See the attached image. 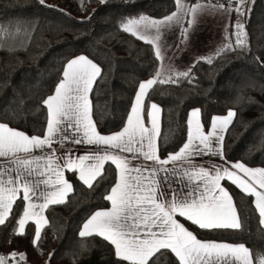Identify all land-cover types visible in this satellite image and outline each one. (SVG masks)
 <instances>
[{
	"label": "trees",
	"instance_id": "trees-1",
	"mask_svg": "<svg viewBox=\"0 0 264 264\" xmlns=\"http://www.w3.org/2000/svg\"><path fill=\"white\" fill-rule=\"evenodd\" d=\"M196 1V0H192ZM217 1V0H216ZM0 0V122L33 136H43L47 111L42 99L54 93L62 78V68L75 56L86 55L102 68L92 91V114L100 134L108 135L124 128L139 83L156 79L161 59L147 40L123 28L126 19L141 15L162 18L176 9L175 0ZM244 24L248 48H235L236 31L229 25L228 39L233 50L214 56L212 63L197 60L189 77L162 80L151 87L146 106L157 103L162 109L159 155L165 158L187 142V120L192 109H201L205 130L211 118L226 115L229 109L237 116L224 139L228 161H240L264 168V0L246 4ZM21 21L23 23H16ZM226 37V36H225ZM216 52H214L211 56ZM208 58V57H205ZM194 65V66H193ZM191 80V82H189ZM107 177L95 190H88L75 173L68 176L73 190L66 203L51 205L46 214L48 224L43 240L34 248L31 240L34 226L26 235L12 234L13 220L0 226V255L23 252L28 259L18 264H34L43 260L50 264H112V246L98 237H80L79 231L95 211L109 208L103 196L113 186L117 172L105 164ZM225 186L232 194L241 215L242 231L207 232L177 218L202 240L244 243L257 254H264V226L259 223L254 198L241 192L229 181ZM13 210L18 215L21 209ZM11 219V216H9ZM149 264H178L170 250H162ZM51 259L49 260V255ZM19 256V254H18ZM129 264V262H124Z\"/></svg>",
	"mask_w": 264,
	"mask_h": 264
},
{
	"label": "snow or ice",
	"instance_id": "snow-or-ice-1",
	"mask_svg": "<svg viewBox=\"0 0 264 264\" xmlns=\"http://www.w3.org/2000/svg\"><path fill=\"white\" fill-rule=\"evenodd\" d=\"M99 2L106 3L107 0ZM175 2L183 12L190 13L193 17L203 9V5L199 4L186 7L184 0ZM250 2L251 0H238L235 11L241 18L251 10L243 7ZM38 3L51 7L45 0H38ZM232 3H237V0H232ZM208 7L215 10L214 5ZM220 7L223 8L224 5L221 4ZM174 19L176 23H181L176 12L163 20L149 21L141 15L139 18L126 19L123 28L134 36L137 32H151L153 29L158 32L160 28L170 26ZM191 23L189 20L188 24ZM2 24L3 22H0V27ZM234 27L236 31L232 35L236 41L235 48L246 51L248 45L244 24L238 20ZM187 38L188 28H182V41ZM225 39H228L227 35ZM147 42L152 43L151 40ZM165 47L162 44L157 47V59H163L162 49ZM230 50H233L231 42L218 49L213 57H202L201 60L211 64L214 56ZM190 72L191 69L178 75L189 77ZM101 77L102 68L85 55L75 56L65 63L62 78L54 88V94L41 102L47 111L46 132L43 138L36 135L30 137L23 131L10 127L9 123L0 122V158H12L13 163L18 166L15 169L0 170V226L7 227L14 220L12 234L24 236L26 224L35 218L31 243L34 248H38L43 240L42 230L47 223L43 216L44 210L48 209L49 205L65 204L68 193L73 189V185L63 178L62 172L78 171L77 179L88 190H95L97 185L106 180L105 163L110 162L115 166L117 176L103 199L110 202L111 206L91 214L83 223L79 236H95L111 245L112 256L115 258L112 264H149L150 259L157 253L164 255L162 250H170L177 258L178 264H264V254L255 253L244 243L202 241L177 219V216L184 218L199 230L207 232L242 231V218L233 202V196L221 185V181L227 180L242 193L256 198L254 207L258 210L259 223L264 225V168H250L241 162H229L228 166L222 169L214 167V174H211L209 170L201 167L188 178L191 180L193 175L198 177L201 182L198 188L202 190L193 189L183 193H177L175 190L166 192L160 186V181L155 179L157 172L166 171L165 166L170 162L185 161L191 165V157L207 152H215L217 157L223 158L225 137L222 133L233 124L237 113L229 109L223 117H212L210 128L205 132L200 118L201 109H192L187 120V142L175 154H169L167 158L162 159L157 155L156 148V113L160 109L155 103L151 104L147 113L151 130L141 122L144 98L148 95L147 90L157 83V79L139 83L130 114L126 118L127 126L115 134L102 135L93 122L89 102V93ZM160 83L164 81L161 80ZM73 128L75 131L69 136L65 129L71 131ZM213 140L215 149L212 147ZM64 141H70L73 145L107 146L115 151L80 155L78 163L69 157L53 167L52 155L56 152L54 142L63 148ZM45 148L52 150V155L47 158L36 156L28 159L19 155L25 154L26 157L34 150ZM122 152L140 153L144 159L154 162L159 168L146 169L144 171L148 172V175H142L141 169L130 166L128 158L121 155ZM42 159L46 162L41 166L38 161ZM33 164L36 166L33 167ZM20 168L24 170L23 173L19 171ZM13 172L16 173L15 176L12 175ZM46 174L47 179H40L35 183L30 179L33 175L42 177ZM5 175L8 176L6 181ZM52 175L55 176V182L50 184ZM5 183L12 186L5 187ZM40 185L50 186L53 190H38ZM20 192L22 196L20 203L16 204V209L20 210L21 205L23 207L22 214L18 215L13 210V205ZM40 200L43 202L36 203ZM22 257L24 254L18 256L16 252L11 253L10 257L0 255V264H10L11 260Z\"/></svg>",
	"mask_w": 264,
	"mask_h": 264
},
{
	"label": "crops",
	"instance_id": "crops-1",
	"mask_svg": "<svg viewBox=\"0 0 264 264\" xmlns=\"http://www.w3.org/2000/svg\"><path fill=\"white\" fill-rule=\"evenodd\" d=\"M146 40L148 41V39H146ZM153 45H155V44H153ZM154 47L156 48V46H154ZM156 79H161V78L158 76V77H156ZM93 88H94V86H93ZM150 89H148L147 91L149 92ZM92 91H93V89H92ZM92 91L89 93V102H90V107H91V115H92V119H93V114H92ZM146 98H147V96L144 98V104H143L144 110L141 113V115H142V121L141 122L144 124L145 127L149 128V130H151V123H150V120L148 119L147 113H148V111H150V106H151L152 103H150L148 106H146ZM155 104L160 109V111L158 113H156V121H157L156 148H157V155H159V136H160V131H161L162 109L157 103H155ZM216 116L223 117L225 115H216ZM201 121H202V119H201ZM93 122H94V119H93ZM73 124H74V121H73ZM126 126H127V122H126V125L124 127H126ZM16 130H18V129H16ZM122 130H120V131H122ZM208 130L209 129L205 130V132H207ZM227 130H225V132L222 133L224 135V137L226 135ZM65 131H67V134L69 136H72V134L75 131V129L73 128V130H71V131H68L67 129H65ZM120 131H118V132H120ZM45 132H46V130H45ZM115 133H117V132H115ZM115 133H112V134H115ZM112 134H108V135H112ZM102 135H104V134H102ZM28 136H30V135H28ZM43 136H40V137L43 138ZM63 143H64V147L61 148L59 146V144L54 142V148L56 149V152H55L54 155H52V150L47 149V148H45L44 150H34L31 154H27L26 157H25V154H19V155L22 158H28V159H33L36 156L47 158L50 155H52V165L54 167L56 163H59L62 160H66L69 157H71L73 160H76L77 163H78V157L80 155H89V154H94V153L103 154L105 151H108V152L115 151L113 149L108 148L107 146H96V145H86V144L73 145V144H71L70 141H64ZM212 147L214 149L216 148V144H215L214 140H213V143H212ZM145 149H146V145H145ZM175 153H170V154H175ZM121 155L126 156L128 158L130 166H135V167L140 168L141 172H142V175H148V172L144 171L146 169L147 170H151L152 168H159V166L156 165L154 162L144 159L143 155L140 154V153L129 154L127 152H122ZM167 156L165 158H167ZM191 160H192V164L191 165H189L185 161L170 162L169 165L165 166V168L167 169L166 171H158L157 172V174L155 176V179L160 181V186L163 188L164 191L167 192V191L175 190V192H177V193H183V192H185L187 190H193V189H195L197 191L202 190V189L198 188V185H200V183H201L199 178L193 175L192 179L190 180L188 178L189 175H192L194 172L199 171V169L201 167H203L206 170H209L211 174H214V172L212 171L214 169V167H218V168L222 169V168L228 166L229 162L230 163L240 162V161L231 162V161H228L225 158L224 142H223V158L217 157L215 155V152H207V153H204V154L199 155V156L191 157ZM45 162H46L45 159H42V160L38 161V163L41 166ZM89 162H92V161H89ZM89 162H86V163H89ZM106 163H110V162H106ZM241 163H243V162H241ZM35 166L36 165L33 164V167H35ZM246 166L250 167V168H258V167L248 166V165H246ZM17 167L18 166L15 163H13V159L12 158H0V170L15 169ZM259 168H263V167H259ZM19 171L21 173L24 172V170L22 168H20ZM69 173H73V172H69V171L65 170V171L62 172V176H63L64 179H67L72 184V182H71V180H70V178L68 176ZM185 173H187V175ZM75 174L78 176V174H79L78 171L75 172ZM12 175L15 176L16 173L13 172ZM47 178H48V174H46L45 176H42V177H38V176L33 175L30 179H32V181L35 183V182H37L40 179H47ZM7 179H8V176L5 175L4 176V180L6 181ZM224 181H227V180L221 181V185L228 190V188L224 184ZM54 182H55V176L52 175L51 180H50V184H52ZM169 185H171V188H169ZM4 186L5 187H11L12 185H8L7 183H5ZM38 190L51 191L53 189L50 186L40 185ZM72 190L68 193V196L72 192ZM229 193H230V191H229ZM21 196H22V192L18 193L17 197H16V201ZM68 196H67V198H68ZM67 198H66V200H67ZM253 198H254V202H255L256 198L255 197H253ZM42 202H43L42 200L36 201V203H42ZM233 202L235 204L234 198H233ZM25 203H27V202H25ZM49 206H51V205H49ZM106 209H108V208H106ZM106 209H100V210H106ZM46 211H47V209L44 210V212H43V216H44L45 220L47 221V223L44 226V228L48 224V218H47ZM34 223H35V218H32L26 224L25 232H26L27 226L30 225V224H32L34 226ZM181 223H183V222H181ZM44 228H43V230H44ZM200 240H202V239H200ZM202 241H214V240H202ZM217 242H224V241H217ZM18 254H23V253L20 251V252H18ZM10 255L11 254L9 252L5 253V256H9L10 257ZM22 258L27 260L26 259L27 257L25 258V256L22 257ZM10 264H18V263H17V260H11ZM34 264H50V263L48 261H46V260H43V261H40V262H35Z\"/></svg>",
	"mask_w": 264,
	"mask_h": 264
},
{
	"label": "rangeland",
	"instance_id": "rangeland-1",
	"mask_svg": "<svg viewBox=\"0 0 264 264\" xmlns=\"http://www.w3.org/2000/svg\"><path fill=\"white\" fill-rule=\"evenodd\" d=\"M184 4L186 7L203 5V9L193 17L192 14L183 12L177 5L173 12L177 13L181 23H176L174 19L170 26L160 28L158 32L155 29L151 32H137L140 38L151 40L156 49L161 44L166 46L162 49L163 59L159 72L162 80L175 77L172 75L184 72L197 60L217 52L222 48L225 36L229 33V25L234 26L238 21L239 14L235 11L238 0L237 3H232V0H184ZM221 4L224 5L223 8L220 7ZM209 5H214L215 10L209 8ZM165 17L146 18L151 21L163 20ZM189 20L192 21L191 25L188 24ZM182 28H188V38L183 41ZM24 256L28 259L27 255Z\"/></svg>",
	"mask_w": 264,
	"mask_h": 264
}]
</instances>
